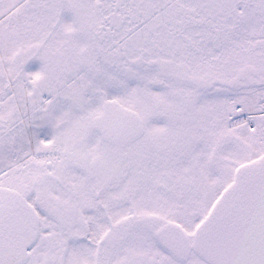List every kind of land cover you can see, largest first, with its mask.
I'll list each match as a JSON object with an SVG mask.
<instances>
[{
  "label": "snow or ice",
  "instance_id": "snow-or-ice-1",
  "mask_svg": "<svg viewBox=\"0 0 264 264\" xmlns=\"http://www.w3.org/2000/svg\"><path fill=\"white\" fill-rule=\"evenodd\" d=\"M0 264H264V0H0Z\"/></svg>",
  "mask_w": 264,
  "mask_h": 264
}]
</instances>
